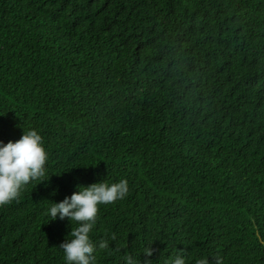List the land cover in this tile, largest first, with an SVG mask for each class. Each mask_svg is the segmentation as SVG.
<instances>
[{
    "label": "trees",
    "instance_id": "obj_1",
    "mask_svg": "<svg viewBox=\"0 0 264 264\" xmlns=\"http://www.w3.org/2000/svg\"><path fill=\"white\" fill-rule=\"evenodd\" d=\"M23 128L50 179L0 206V264H66L48 209L122 179L95 264H264V0H0V141Z\"/></svg>",
    "mask_w": 264,
    "mask_h": 264
},
{
    "label": "clouds",
    "instance_id": "obj_2",
    "mask_svg": "<svg viewBox=\"0 0 264 264\" xmlns=\"http://www.w3.org/2000/svg\"><path fill=\"white\" fill-rule=\"evenodd\" d=\"M47 161L48 153L43 145V138L35 129L25 131L23 128V135L15 142L4 144L0 141V206L17 200L22 189L32 181H48L50 178L46 177L45 168ZM128 193L129 184L126 179L111 185L103 181L80 187L79 191L63 201L52 203L48 209L50 221H54L59 215L61 220L67 218L71 225L73 222L78 225L71 228V239L60 245L66 264H95L96 257L93 253L96 245L90 240L89 234L97 222L98 205L114 204L123 200ZM110 239L115 241L116 235L113 233ZM151 245L143 249L145 257H152L156 251ZM98 247L101 250L107 249L108 241L101 240ZM123 259L126 264H140L132 254L126 253ZM144 264H152L151 259H145ZM170 264H185V259L177 254ZM196 264H209V260L198 259Z\"/></svg>",
    "mask_w": 264,
    "mask_h": 264
}]
</instances>
